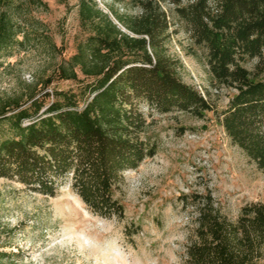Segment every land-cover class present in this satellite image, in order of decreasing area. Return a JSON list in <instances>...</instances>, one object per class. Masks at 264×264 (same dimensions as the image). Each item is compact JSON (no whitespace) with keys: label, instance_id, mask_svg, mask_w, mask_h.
<instances>
[{"label":"trees","instance_id":"obj_1","mask_svg":"<svg viewBox=\"0 0 264 264\" xmlns=\"http://www.w3.org/2000/svg\"><path fill=\"white\" fill-rule=\"evenodd\" d=\"M9 2L0 0V57L28 46L31 28L43 25L32 16L31 5L47 6L44 0H26L30 18L22 25ZM164 2L207 48L212 84L236 90L220 113L223 125L264 169V0H113L109 9L119 23L97 0H79L83 35L56 69L60 80H72L76 87L51 93L47 79L26 99L0 100V177L49 196L70 182L96 214L125 217L116 188L126 171L157 154L145 105L201 118L215 111L206 95L178 75L181 61L169 53L174 30ZM116 4L133 5L140 13L122 14ZM252 59H257L253 70L245 66ZM194 198L200 205L199 240L188 247L187 264L264 260V202L245 205L233 221L215 206L211 192ZM16 261L0 248V264Z\"/></svg>","mask_w":264,"mask_h":264},{"label":"rangeland","instance_id":"obj_2","mask_svg":"<svg viewBox=\"0 0 264 264\" xmlns=\"http://www.w3.org/2000/svg\"><path fill=\"white\" fill-rule=\"evenodd\" d=\"M9 1L8 7L21 5L10 12L24 25L30 18L26 0ZM44 1L47 6L31 5L32 16L43 25L31 26L28 46L0 57V100L26 99L47 79L51 93L76 87L72 80H60L56 69L76 51L77 38L83 35L79 0ZM97 1L119 23L109 9L113 0ZM163 6L173 22L168 47L181 61L178 75L206 95L215 111L201 118L177 110L161 113L145 105L148 135L157 154L126 171L125 181L116 188L124 218L96 214L70 182L49 196L0 177V248L18 264H187L188 247L199 240L196 194L211 192L215 206L233 221L245 205L264 202V169L233 142L220 116L236 90L212 84L207 48L195 42L172 4ZM115 7L122 14L140 13L133 5ZM256 62L248 60L245 66L253 70Z\"/></svg>","mask_w":264,"mask_h":264}]
</instances>
